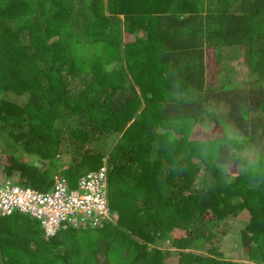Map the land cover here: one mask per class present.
Masks as SVG:
<instances>
[{"label": "trees", "instance_id": "1", "mask_svg": "<svg viewBox=\"0 0 264 264\" xmlns=\"http://www.w3.org/2000/svg\"><path fill=\"white\" fill-rule=\"evenodd\" d=\"M0 161L39 189L105 165L118 213H0V264H264V0H0Z\"/></svg>", "mask_w": 264, "mask_h": 264}, {"label": "built area", "instance_id": "2", "mask_svg": "<svg viewBox=\"0 0 264 264\" xmlns=\"http://www.w3.org/2000/svg\"><path fill=\"white\" fill-rule=\"evenodd\" d=\"M13 211L28 213L49 236L63 226H101L118 218L109 205L105 165L82 174L75 186L59 177L49 189H39L14 183L0 161V213Z\"/></svg>", "mask_w": 264, "mask_h": 264}, {"label": "rangeland", "instance_id": "3", "mask_svg": "<svg viewBox=\"0 0 264 264\" xmlns=\"http://www.w3.org/2000/svg\"><path fill=\"white\" fill-rule=\"evenodd\" d=\"M232 63L234 67L231 68V70L228 72L227 75L228 78L233 80V82H236V80L242 81L243 80L242 77L244 76V73L243 70L241 69V66L238 65V63L235 60ZM196 129L197 130L203 129L204 130L203 132L211 131V129L208 127L206 123L202 125H197ZM247 218H248L247 212L243 211L240 214H238L236 217H232L228 220L227 222V226H229L227 229L228 231L225 234H223L222 240L220 241V249L223 251V254L225 256L231 258H238L240 256V252L239 250H237L236 247L238 245V235H239L237 228L243 222L247 221Z\"/></svg>", "mask_w": 264, "mask_h": 264}, {"label": "clouds", "instance_id": "4", "mask_svg": "<svg viewBox=\"0 0 264 264\" xmlns=\"http://www.w3.org/2000/svg\"><path fill=\"white\" fill-rule=\"evenodd\" d=\"M107 177H108V169H107ZM107 194H108V188H107ZM109 199V198H108ZM114 211V210H113ZM40 225V224H39ZM82 225V224H81ZM85 225H87V224H85ZM90 226V225H89ZM63 227H68V226H63ZM73 227H75V226H73ZM93 227H98V226H93ZM62 228V227H61ZM43 229V228H42ZM44 231V230H43Z\"/></svg>", "mask_w": 264, "mask_h": 264}]
</instances>
